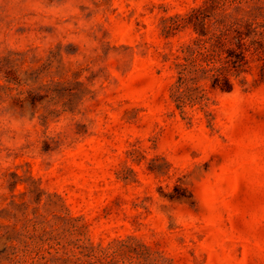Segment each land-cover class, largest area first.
Instances as JSON below:
<instances>
[{"label":"rangeland","instance_id":"374dc122","mask_svg":"<svg viewBox=\"0 0 264 264\" xmlns=\"http://www.w3.org/2000/svg\"><path fill=\"white\" fill-rule=\"evenodd\" d=\"M203 2L0 0V264H264V48L172 98Z\"/></svg>","mask_w":264,"mask_h":264},{"label":"trees","instance_id":"16d2710c","mask_svg":"<svg viewBox=\"0 0 264 264\" xmlns=\"http://www.w3.org/2000/svg\"><path fill=\"white\" fill-rule=\"evenodd\" d=\"M220 1L204 0L183 17L175 16L178 21L167 30L189 26L195 34L182 55L176 56L178 73L172 98L177 109L203 100L204 90L198 83L204 79L213 89L231 92V78L246 71L249 53L264 48V24L230 17Z\"/></svg>","mask_w":264,"mask_h":264}]
</instances>
